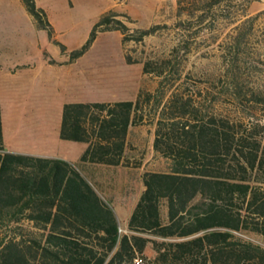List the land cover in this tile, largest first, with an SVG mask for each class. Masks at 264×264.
Masks as SVG:
<instances>
[{"label":"trees","instance_id":"16d2710c","mask_svg":"<svg viewBox=\"0 0 264 264\" xmlns=\"http://www.w3.org/2000/svg\"><path fill=\"white\" fill-rule=\"evenodd\" d=\"M20 2L65 54L46 11L35 0ZM200 2L210 9L225 0H178L177 11L188 4L192 15L202 10L194 7ZM125 22L137 21L112 9L102 13L67 62L83 56L101 32H120L123 45L155 31L131 33ZM166 68L146 61L142 70L161 77ZM142 96L63 104L59 138L87 144L80 162L122 164L128 130L143 121L150 100L145 94L142 103ZM199 112L177 95L157 112L153 149L170 160L169 171L143 175V191L126 224L129 234H120L113 209L75 164L5 149L0 105V264H134L149 242L156 255L148 264H264V245L240 237L264 240V127L256 138L250 127Z\"/></svg>","mask_w":264,"mask_h":264},{"label":"rangeland","instance_id":"374dc122","mask_svg":"<svg viewBox=\"0 0 264 264\" xmlns=\"http://www.w3.org/2000/svg\"><path fill=\"white\" fill-rule=\"evenodd\" d=\"M177 1L35 0L65 46L62 54L20 0H0V105L9 146L66 156L81 144L44 136L56 133L63 104L135 101L140 93L144 103L150 94L143 121L128 130L122 164L73 163L113 209L120 234H129L126 224L144 188L143 175L169 171L170 160L153 149V142L157 112L172 96L191 100L199 116L250 127L256 138L264 127V0H225L210 9L200 2L194 7L202 10L192 15L188 4L178 13ZM110 9L137 21L125 22L131 33L155 27L154 33L122 45L120 32H101L83 56L68 63L70 51L86 41L99 16ZM146 61L155 69L166 65L164 74H144ZM16 123L21 128L9 129ZM161 212L165 216L164 203ZM240 237L264 245L257 236ZM152 247L149 242L136 256L142 264L155 258Z\"/></svg>","mask_w":264,"mask_h":264},{"label":"crops","instance_id":"0c3cea01","mask_svg":"<svg viewBox=\"0 0 264 264\" xmlns=\"http://www.w3.org/2000/svg\"><path fill=\"white\" fill-rule=\"evenodd\" d=\"M76 102H83V101H80L79 100V101H76ZM15 113H16V115H18L20 113V111H19L18 108L15 109ZM3 117L4 116H3V111H2V134H3L4 144L6 146L5 149L7 151L14 152V153H22V154L35 155V156H45V157H51V158H61V159H65V160H67L69 162L76 163V162L79 161V158H80L81 154L83 153V151L87 147V145L85 143H82V142H74V143H77V144H81V146L79 148H77L76 150L74 149L73 152H70L71 150L69 149L70 151H68L66 153V156L60 157L59 155L55 156V155H52L50 153H47L46 150H43V149H41V150L27 149L24 146L22 148H20L18 145L15 146V144H13V146H9V144L6 141V132H5V124H4V118ZM19 128H21L20 125H19V123H16L14 125V127L12 126L9 129H14V130L16 129V130H18ZM35 128H36V130L39 131V128L38 127H35ZM58 134H59V127H58L56 133L54 134V136H50V135H44V136L48 137L49 140L50 139H54L56 142H58L59 140H61V139H59V135ZM33 136L34 137H38V134L33 135ZM62 141H64V140H62ZM71 146H73V145H71ZM94 180H96V179H94ZM142 191H143V188L141 189V192Z\"/></svg>","mask_w":264,"mask_h":264},{"label":"built area","instance_id":"2783aa9c","mask_svg":"<svg viewBox=\"0 0 264 264\" xmlns=\"http://www.w3.org/2000/svg\"><path fill=\"white\" fill-rule=\"evenodd\" d=\"M119 232H120V230H119ZM133 262H134V264H142V259L141 258H135Z\"/></svg>","mask_w":264,"mask_h":264}]
</instances>
